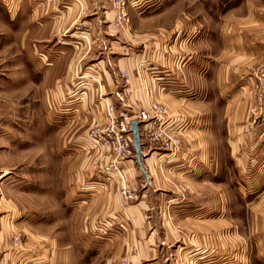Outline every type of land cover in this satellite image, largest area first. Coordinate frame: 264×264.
<instances>
[{"label": "crops", "instance_id": "crops-1", "mask_svg": "<svg viewBox=\"0 0 264 264\" xmlns=\"http://www.w3.org/2000/svg\"><path fill=\"white\" fill-rule=\"evenodd\" d=\"M0 2V38L15 37L23 60L25 0ZM235 2L223 0L212 7H185L178 0L145 21L134 17L125 53L120 31L117 29V35L115 28L113 34L117 36L105 46L106 51L100 50L102 41L97 37L90 35L87 39L72 34L66 36L72 41L63 52L44 50L42 44L55 38V43L61 41L56 37L60 25L45 14L53 11L54 5L33 6V56H66L70 60L66 80L79 67L84 68L81 82L88 97L81 106L90 109L85 117L90 124L102 119L101 98L113 103L115 109L133 111L158 103L168 108L170 127L182 139L175 156L157 147H142L145 173L135 158L121 162L137 200L124 208L118 188L114 202L108 189L106 207L109 211L116 205L114 211L122 212L125 220L120 226L125 232L120 244L113 246V256L98 264H121L120 257L126 258V264H235V255L227 254L215 238V178L222 144L232 157L246 144L249 148L250 141L264 140L263 128L256 127L251 133L247 129L251 122L248 109L255 105L259 93L264 99V80H258L256 75L257 69L264 67V0ZM79 4L68 2L64 6L65 17L60 24L65 31L72 29L80 13L88 8ZM89 6L92 20L98 21L104 4ZM74 43L80 48L72 46ZM96 43L97 50L88 51ZM122 73L128 78L131 93L123 91ZM57 82L54 79L52 84L56 87ZM86 159L82 168L93 173L96 164L109 161L110 156L92 153ZM155 192L160 196L149 195ZM16 216L14 221L15 217L8 215L7 225H0V250L12 253L11 249H16L17 258L22 259L31 244L29 240L23 244L20 237L35 234L19 226L18 208ZM240 264H248V260L241 259Z\"/></svg>", "mask_w": 264, "mask_h": 264}, {"label": "rangeland", "instance_id": "rangeland-1", "mask_svg": "<svg viewBox=\"0 0 264 264\" xmlns=\"http://www.w3.org/2000/svg\"><path fill=\"white\" fill-rule=\"evenodd\" d=\"M177 1L25 0L24 59L15 37L0 38V225H7L8 215L16 221L18 208L19 226L35 236L20 237L23 244L28 240L31 244L22 259L17 258L16 249H11L12 253L0 250V264H98L113 256V246L120 244L119 239L125 232L120 226L125 220L122 212L114 211L116 205L109 211L106 207L108 189L111 201L117 199L114 197L116 185L106 175L82 168L93 153L88 151L84 136L91 125L85 118L90 109L81 106L88 97V90L81 82L84 68L79 67L66 80L70 61L66 56L56 54L41 59L33 56L36 46L32 41L36 31L31 26L33 6L54 5L53 11L45 14L60 25L56 28V37L61 41L55 43V38L42 44L44 50L63 52L65 45L70 48L72 40L66 36L71 34L87 39L90 35L97 37L102 41L100 50H103L114 41V35L120 34L125 53L133 18L145 21ZM180 1L185 7L198 4L212 7L223 2ZM68 2L77 6L86 4L88 8L80 13L72 29L65 31L61 22ZM97 2L105 6L98 21L92 20L89 6ZM122 8L125 18L119 24L117 19ZM113 28L119 34L118 31L117 35L113 34ZM82 32L87 34L82 36ZM72 46L80 48L76 43ZM89 50H97V43ZM17 54L19 60H16ZM54 79L58 80L56 87L52 84ZM260 95L248 109L250 133L256 127L264 129V99L260 100ZM116 110L119 115L128 109ZM260 141H250L249 148L246 144L232 157L222 144L218 158L215 238L227 254L235 255V264H240L241 259L248 260V264H264V140ZM142 147L149 145L144 142ZM159 193L149 195L156 197ZM136 200H124L123 207H130ZM120 263L126 264V258L120 257Z\"/></svg>", "mask_w": 264, "mask_h": 264}, {"label": "built area", "instance_id": "built-area-1", "mask_svg": "<svg viewBox=\"0 0 264 264\" xmlns=\"http://www.w3.org/2000/svg\"><path fill=\"white\" fill-rule=\"evenodd\" d=\"M125 18L124 9H120L118 23ZM125 25V24H123ZM258 80H264V67L256 71ZM123 91L131 93L129 81L126 75L123 77ZM262 95L259 96L261 100ZM103 109L102 119L93 122L85 132V140L89 145L88 151L102 156L109 153L110 160L99 162L93 171L106 175L107 180L111 181L118 188L120 196L126 202L136 199L135 193L129 188L125 175L121 168V162L134 159L133 136L130 132L131 122L139 123V133L141 145L144 142L152 147H157L162 151L175 156L182 145L181 136L174 132L171 127V117L168 108L152 103L146 110H127V112L116 114L113 103L101 98ZM132 113L131 115H128ZM18 239L15 238V241ZM184 264V263H181Z\"/></svg>", "mask_w": 264, "mask_h": 264}, {"label": "water", "instance_id": "water-1", "mask_svg": "<svg viewBox=\"0 0 264 264\" xmlns=\"http://www.w3.org/2000/svg\"><path fill=\"white\" fill-rule=\"evenodd\" d=\"M139 123L137 121H132L131 122V129H130V132L132 133V136H133V150H134V153H135V160L137 161V163L142 166V171L144 172L143 170V164H142V145H141V142H140V133H139ZM145 173V172H144Z\"/></svg>", "mask_w": 264, "mask_h": 264}]
</instances>
